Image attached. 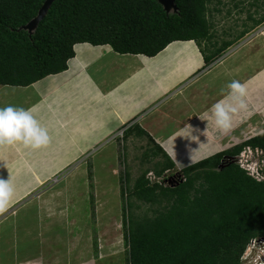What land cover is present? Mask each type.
<instances>
[{
    "label": "crops",
    "instance_id": "crops-1",
    "mask_svg": "<svg viewBox=\"0 0 264 264\" xmlns=\"http://www.w3.org/2000/svg\"><path fill=\"white\" fill-rule=\"evenodd\" d=\"M252 2L236 0L233 8L249 6L250 10ZM248 23L242 30L247 31L243 37L264 26L251 20ZM242 31L236 36H242ZM256 40L250 39L247 48L230 55L224 56V50L210 64H206L203 47L194 40L174 41L155 56L122 54L110 45L95 48L85 43L79 48L84 60L73 70L69 64L66 72L48 75L28 86L0 84V107L14 105L31 110L50 136V142L39 149L22 142L0 145V177L45 179L69 162L79 161L84 151H105V158L109 151L111 156L105 164L114 157L113 145L121 128L126 131L122 136L125 161L130 158L126 152L130 138L152 144L143 153L144 160L163 158L154 153L158 144L183 166L203 159L198 155L191 160L195 143L202 141L204 148L215 142L237 144L230 140L232 136L241 137L238 130L253 127L264 108V30ZM224 42L231 40L220 44L206 41V45L213 49ZM233 79L247 86V108L233 115L230 130L222 131L211 109L227 96V84ZM94 85L99 95L98 91L91 93ZM107 138V143L95 149ZM68 144L79 146L68 149ZM222 149L212 150L217 153L229 148ZM137 159L131 157V161ZM96 161L93 166H98ZM81 165L63 183L31 199L26 195L36 185L29 180L27 185L20 181L14 184L11 179L14 194L7 208L0 210V264H92L93 241L87 229L92 225L91 180L96 185L106 184L102 192L107 195V206L115 209L113 218L118 215L116 208L117 204L121 207L122 195L119 189L113 191L112 176L101 177L97 168L85 171ZM128 171L132 179V167Z\"/></svg>",
    "mask_w": 264,
    "mask_h": 264
},
{
    "label": "trees",
    "instance_id": "trees-1",
    "mask_svg": "<svg viewBox=\"0 0 264 264\" xmlns=\"http://www.w3.org/2000/svg\"><path fill=\"white\" fill-rule=\"evenodd\" d=\"M175 1L178 11L168 13L158 0H55L29 32L22 26L38 15L45 0H0V84L28 86L67 70L79 43L155 56L177 40H194L201 48L212 41V0ZM250 5L257 15L249 12L248 21L264 23V0ZM230 45L202 48L206 64ZM245 145L264 149V132L184 167L178 171L184 180L173 184L152 181L145 172L130 188L127 168L120 173L121 195L129 204L122 216L127 264L241 263L250 240L264 236V181L225 159ZM154 153L163 157L156 164L157 176L175 166L160 145ZM133 199L149 204L144 213L131 211L138 206Z\"/></svg>",
    "mask_w": 264,
    "mask_h": 264
},
{
    "label": "rangeland",
    "instance_id": "rangeland-1",
    "mask_svg": "<svg viewBox=\"0 0 264 264\" xmlns=\"http://www.w3.org/2000/svg\"><path fill=\"white\" fill-rule=\"evenodd\" d=\"M234 2H236V0H212V3H210V8L211 11L209 12V19L211 21V23H213L214 25V42H218L220 44V42L223 41H229L231 40V45L226 48V50L224 51V56L225 54H232L233 52H235L236 50H239L240 48H247L246 46H248L249 44H247L248 41H250V39H252L253 42L257 41L256 39H259V35L261 34V32L264 30V26L263 28L260 29V31H255V29L253 31H250L249 34H247L244 37H240L239 39H237L238 37L236 35H238L240 33V30L242 31L244 29L245 24L247 23V25H249L248 23V15H249V6L248 7H241V10H236L233 8L234 6ZM215 7H219L222 11H215ZM231 9V10H230ZM252 11V14H256V10L253 7L252 9H250ZM231 11V12H229ZM255 12V13H254ZM246 25V26H247ZM245 26V27H246ZM233 39H232V38ZM211 41V42H213ZM88 43V42H85ZM85 43H79L75 45V51L76 48L79 51V59L76 58V55L70 59L69 63L71 65V69L74 68L75 66H79L81 64V60L83 61V56L82 52L80 51V47L82 48V45H87ZM91 44V43H88ZM93 45V44H91ZM89 46V45H88ZM95 48H100L102 47V45H93ZM90 46V47H93ZM204 46H206L205 44L202 46L204 48ZM87 47V46H86ZM81 53V54H80ZM256 53H254L253 55H255ZM223 58V57H222ZM221 57L219 58V60L222 59ZM261 60V59H260ZM86 63V61L84 62V64ZM76 70V69H75ZM67 70H65L66 72ZM64 72V71H63ZM259 77V75H258ZM258 77L255 78L256 82L258 81ZM254 80V81H255ZM255 82V83H256ZM261 88V87H260ZM98 88L94 85L92 86L91 89V93L97 92ZM260 91V89H259ZM98 95H99V91H98ZM258 100H260L258 98ZM93 105V104H91ZM246 127V126H245ZM239 133H242L243 135H241V137H236V136H232V138L230 139L231 141L234 142H238L237 144H232L229 143V145H225V143L223 142L222 145H217L216 142L214 144H211L210 146H207L206 148H204V145L202 141H200L199 144L196 145L193 144V157L191 160H193L196 156H201V157H207L210 156L214 153H216L214 150H212L213 148H216V150L218 151V147L223 146V149L227 148H231L233 146H236L238 144H242L244 142H246L247 140H249L252 137H255L258 134H261L264 132V108L262 110L261 115L259 116V118L257 119V121L254 123L253 127H247L244 128L243 130H238ZM66 133H62L61 135H64ZM119 135L117 136V141L115 143L114 148L116 151H114V157L111 158L108 162H106L104 164L105 161H107L109 159V151H108V155L107 158H105L104 154L105 151H101L98 153V150H94L91 151L89 154L84 151L83 154V158L80 157L81 159L79 161H71L68 163L67 166L63 167L60 171L56 172L53 176H50L48 178L45 179H39V177H9L11 179H13L14 184L17 183L18 181L19 184L23 183L25 185L28 184V180L30 181V183H32L33 185H36L33 190L26 195V198L31 199L34 196H39L40 192L44 193V190L50 189L51 187L57 186L61 183L64 182V180L69 176V173L72 170H76V168L78 167H82L81 164H83V168L85 169V171L88 170H94L93 168H97V172H102L101 173V177H107V176H112L111 179H113L114 181H112V186H114L113 191L116 193L117 190L119 189L121 192V185H123V181H121L120 179V173L122 171L125 170V168H127V170L131 169L132 167V182L130 183V188H133L134 182L136 181V177L138 174H144L145 172L147 173L149 170H153L152 172L154 173L156 171V164L158 162L154 161V159H151L152 162H149L148 160H144L146 157L145 155H143V153L147 150H149L147 147H151L152 144L149 143H144L141 144L140 142H137V140L135 139H128L127 140V153L129 155L130 158L127 159V161H125V159L123 158V138L122 136H126V131L124 129H120L119 130ZM208 139V138H207ZM66 139L64 138V136L62 137V141H65ZM110 140V139H109ZM135 140V141H133ZM215 140H218L217 137ZM230 140L228 139L227 143L230 142ZM77 141V140H76ZM108 142V138L104 140V142L99 143L98 145L95 146V149H98V147L100 148L103 144ZM207 142V141H206ZM133 143V144H132ZM79 146V145H75V144H68V149H71L72 147L70 146ZM73 146V147H74ZM111 148V147H110ZM222 149V150H223ZM108 150V149H106ZM67 151V149H66ZM70 153V152H68ZM207 155V156H205ZM89 156V157H88ZM198 156V157H199ZM94 157V158H93ZM131 157L134 158H138L137 160H132L131 161ZM97 159L98 161H96L97 165H94V160ZM162 160V159H160ZM159 160V162H160ZM175 166L170 169V171H175V170H179L186 166L183 165H179V163L174 162ZM104 164V165H102ZM132 164V165H131ZM2 168H0L1 170ZM165 173H169V170L165 171ZM151 174V173H149ZM2 178V177H0ZM39 179V180H38ZM103 179V178H102ZM103 182V181H102ZM119 185V187H118ZM105 186L106 184H94L93 180H91V194H93V200L91 199V205L93 207V209H91V216H92V221L90 220V222L92 223L91 227H88V231L90 233V236L92 238L93 241V255L94 257L92 258L93 262L92 264H127V257L129 255V245L127 244L125 237H126V226L123 223V212H124V207L125 210L128 211L127 209V203L126 201H124L123 197H122V201L123 203L120 204L121 207H119V204H117V210L118 211V215L117 217L115 216L114 218L113 216V211H115L114 208H111L109 206H107L106 203V198L107 195L104 194L102 191H105ZM35 189V190H34ZM101 196H105L104 199H101ZM135 200L136 205H138L136 207V209H132L131 211L133 213L137 214H142L141 212H145L146 208L148 207L149 204L147 203H143L140 202L136 199ZM137 201V202H136ZM106 204V205H105ZM131 205V204H130ZM147 206V207H146ZM119 207V209H118ZM132 207V206H129ZM135 208V207H134ZM11 209V208H10ZM13 212H15V209L11 210ZM111 215V216H110ZM109 217V218H108ZM257 237H262L264 238V236L260 235ZM264 243V239L259 240V244H263ZM248 245V244H247ZM251 252L255 253L256 251L251 250ZM250 252V253H251ZM47 253V252H46ZM48 254V253H47ZM48 258V257H47ZM248 256L246 258H244L243 261H241L240 264H249L247 261Z\"/></svg>",
    "mask_w": 264,
    "mask_h": 264
},
{
    "label": "clouds",
    "instance_id": "clouds-1",
    "mask_svg": "<svg viewBox=\"0 0 264 264\" xmlns=\"http://www.w3.org/2000/svg\"><path fill=\"white\" fill-rule=\"evenodd\" d=\"M227 89L229 90L227 96L215 103L211 109L215 124L217 128L222 131L230 130L233 122V115L247 108L246 97L248 90L246 84L233 79L227 84ZM16 142H22L25 146L39 149L50 142V136L47 129L41 127L31 110L14 105L0 107V145H12ZM236 155L234 157L228 156L229 158L225 159H235L234 161L236 162ZM170 169L172 168H168L165 171ZM182 169L183 168L177 169L172 172H178ZM152 171L149 170L146 176L150 178L149 173ZM165 171L161 175H163ZM154 173L156 174V171ZM13 194L14 188L11 178L8 180L0 178V210L7 208Z\"/></svg>",
    "mask_w": 264,
    "mask_h": 264
},
{
    "label": "built area",
    "instance_id": "built-area-1",
    "mask_svg": "<svg viewBox=\"0 0 264 264\" xmlns=\"http://www.w3.org/2000/svg\"><path fill=\"white\" fill-rule=\"evenodd\" d=\"M236 162L246 170V172L258 181H264V149L259 147H251L247 145L244 149L236 155ZM235 160V159H234ZM152 181L165 182V184H173L174 181L184 180V175L179 172L164 173L161 176H157L155 173L151 172L149 174ZM263 240L262 237H253L248 245H246L245 250L241 256V261L244 260L248 251L254 249L256 252H251L249 255V264H264V243L259 244V240Z\"/></svg>",
    "mask_w": 264,
    "mask_h": 264
},
{
    "label": "water",
    "instance_id": "water-1",
    "mask_svg": "<svg viewBox=\"0 0 264 264\" xmlns=\"http://www.w3.org/2000/svg\"><path fill=\"white\" fill-rule=\"evenodd\" d=\"M55 0H45L43 5L41 6L38 15L33 18L31 21H29L26 25L22 26V29L28 30L29 32H33L37 27L39 22L46 16L48 10L50 9L52 3ZM160 4L163 5L165 10L170 12H177L178 6L176 4L175 0H158Z\"/></svg>",
    "mask_w": 264,
    "mask_h": 264
},
{
    "label": "bare ground",
    "instance_id": "bare-ground-1",
    "mask_svg": "<svg viewBox=\"0 0 264 264\" xmlns=\"http://www.w3.org/2000/svg\"><path fill=\"white\" fill-rule=\"evenodd\" d=\"M252 250L254 251V249H252ZM250 252H251V251H248V253L246 254L245 258H246L247 256H248V258H249ZM248 258H247V259H248Z\"/></svg>",
    "mask_w": 264,
    "mask_h": 264
}]
</instances>
